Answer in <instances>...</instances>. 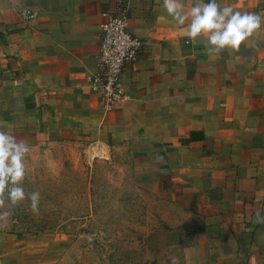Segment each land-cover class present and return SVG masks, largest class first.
Masks as SVG:
<instances>
[{
	"label": "crops",
	"instance_id": "1",
	"mask_svg": "<svg viewBox=\"0 0 264 264\" xmlns=\"http://www.w3.org/2000/svg\"><path fill=\"white\" fill-rule=\"evenodd\" d=\"M218 2L264 17V0ZM161 3L0 0V130L28 144L129 145L185 216L164 234L180 264H264V25L239 52L210 57ZM118 7L141 48L106 108L90 86L100 26Z\"/></svg>",
	"mask_w": 264,
	"mask_h": 264
},
{
	"label": "rangeland",
	"instance_id": "2",
	"mask_svg": "<svg viewBox=\"0 0 264 264\" xmlns=\"http://www.w3.org/2000/svg\"><path fill=\"white\" fill-rule=\"evenodd\" d=\"M28 201L0 227V264H180L164 234L185 216L156 195L126 144H29ZM164 240V241H163Z\"/></svg>",
	"mask_w": 264,
	"mask_h": 264
},
{
	"label": "clouds",
	"instance_id": "3",
	"mask_svg": "<svg viewBox=\"0 0 264 264\" xmlns=\"http://www.w3.org/2000/svg\"><path fill=\"white\" fill-rule=\"evenodd\" d=\"M163 14L181 28L187 41L202 44L207 56L230 55L240 51L264 25V17L256 12H241L218 0H162ZM30 151L27 141L6 130H0V227H6L15 208L28 201L30 211L39 213L41 194L26 192V158Z\"/></svg>",
	"mask_w": 264,
	"mask_h": 264
},
{
	"label": "built area",
	"instance_id": "4",
	"mask_svg": "<svg viewBox=\"0 0 264 264\" xmlns=\"http://www.w3.org/2000/svg\"><path fill=\"white\" fill-rule=\"evenodd\" d=\"M29 10L18 11L22 23L32 19ZM141 48V41L127 28L126 7H118L100 26L96 55V72L90 90L99 96L103 106L110 108L123 99L120 77L125 62L134 59Z\"/></svg>",
	"mask_w": 264,
	"mask_h": 264
},
{
	"label": "water",
	"instance_id": "5",
	"mask_svg": "<svg viewBox=\"0 0 264 264\" xmlns=\"http://www.w3.org/2000/svg\"><path fill=\"white\" fill-rule=\"evenodd\" d=\"M89 150H90V154L93 155V151H101L102 147L100 144H91Z\"/></svg>",
	"mask_w": 264,
	"mask_h": 264
}]
</instances>
